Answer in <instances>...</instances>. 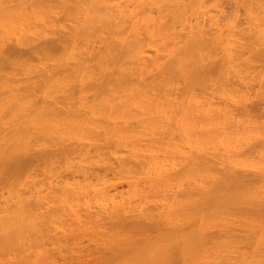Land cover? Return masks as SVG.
<instances>
[{"label": "bare ground", "instance_id": "bare-ground-1", "mask_svg": "<svg viewBox=\"0 0 264 264\" xmlns=\"http://www.w3.org/2000/svg\"><path fill=\"white\" fill-rule=\"evenodd\" d=\"M0 264H264V0H0Z\"/></svg>", "mask_w": 264, "mask_h": 264}]
</instances>
